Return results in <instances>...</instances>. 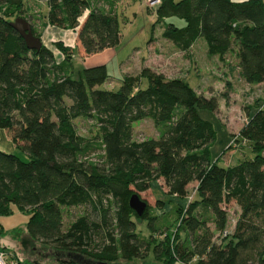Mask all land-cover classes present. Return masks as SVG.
Returning a JSON list of instances; mask_svg holds the SVG:
<instances>
[{"label": "trees", "instance_id": "obj_1", "mask_svg": "<svg viewBox=\"0 0 264 264\" xmlns=\"http://www.w3.org/2000/svg\"><path fill=\"white\" fill-rule=\"evenodd\" d=\"M115 5L104 11L92 8V0H46L48 10L38 21L45 20L42 28L79 27L77 43L90 56L120 43ZM148 8L155 24L170 18L185 22L181 28L167 23L162 33L176 49L187 52L203 39L210 57L223 61L234 55L247 85L264 84L262 0H160ZM29 11L28 0H0V130L28 158L24 162L0 151V217L11 214V206L29 214L27 238L21 228L9 234L36 259L22 260L14 252L7 257L15 264H84L76 256L116 264L143 258L152 249L167 264H264V103L255 104L252 113L248 107L247 122L231 135L228 148L247 143L254 158L220 167L211 159L216 132L199 114L200 109L216 112L215 98L150 68L125 75L116 92L101 90L106 66L74 71L72 51L62 43L53 44L60 61L44 45L27 49L10 23L23 18L31 24ZM144 78L148 86L141 89ZM78 119L95 122L97 137L79 136ZM142 121L153 123L157 138L134 139L133 125ZM160 180L167 195L185 204L171 203L164 211L157 200L161 214L153 215L147 206L139 217L130 198ZM231 202L240 215L228 237L224 206ZM72 207L85 208L86 214L64 230L62 211ZM135 219L147 221L148 237L136 231ZM9 234L0 225V242ZM0 251L8 250L0 244Z\"/></svg>", "mask_w": 264, "mask_h": 264}, {"label": "rangeland", "instance_id": "obj_2", "mask_svg": "<svg viewBox=\"0 0 264 264\" xmlns=\"http://www.w3.org/2000/svg\"><path fill=\"white\" fill-rule=\"evenodd\" d=\"M180 1V0H176ZM146 5V4H145ZM30 7L29 13L32 15L29 19L34 24L36 30L41 31V23L38 21V15H43L41 9L44 7L39 0H28ZM36 16V17H35ZM119 29L121 32L120 43L113 50L104 54H95L86 61V65H82L84 60L79 58L78 53L74 54L71 61L74 71L94 66L104 65L108 72V80L100 86L101 90L116 92L119 90L125 75L138 76L145 66L158 74H162L167 79L179 78L183 79L188 85L196 91L197 94L206 98H215L218 102V110L211 112L209 110H199L200 117L209 121L216 132L217 138L211 148V159L220 167H232L241 162L252 160L254 153L251 147L246 143L241 145L234 143L233 148L228 151L232 144L231 135L239 134V131L247 122V114L249 108L255 109L264 103V86L250 87L238 77L237 60L234 55L228 54L223 61L218 58H212L207 54V47L203 39L198 42L193 50L182 52L165 41L156 40L148 47L147 44L152 34L158 35L160 27L155 24V17L148 13L139 0L131 1L129 5H119L116 10ZM42 19V18H40ZM43 20V19H42ZM175 20L176 27H183V23ZM180 22V23H179ZM154 25L156 27H154ZM155 29V30H154ZM135 49L141 53L134 54ZM130 60V61H129ZM129 61V62H128ZM128 62V63H127ZM101 63V64H97ZM124 63L126 65L122 66ZM128 73V74H127ZM148 86V80L142 79L140 86L145 89ZM249 107V108H248ZM264 108V105H263ZM76 132L79 136L86 140H93L97 137L98 127L93 121L86 119H78L74 122ZM133 136L135 140L148 138H157L158 130L151 121L137 122L133 125ZM0 151L15 154L21 161L27 162V156L20 150L16 149L7 139L5 132L0 130ZM151 189L139 194L153 212V215L161 214V210L157 209V200L163 201L164 211H169L171 203L181 202L185 204V200L174 199L167 195L164 191L162 181L153 182ZM195 185L189 187V191H193ZM227 211L228 223L226 236L233 234L237 220L240 215V209L234 202L224 206ZM12 213L8 216L0 217V225L6 234L11 233L15 228H22L29 220V214L19 212L15 206H11ZM63 226L64 230L75 221L80 215L86 214V209L81 207H72L63 209ZM136 223V231L145 237L150 232L147 221L134 220ZM213 229V226L210 225ZM215 242L219 233H215ZM10 236V235H9ZM159 238L160 235L158 234ZM219 242V240L217 241ZM34 249L38 245H32ZM20 252L22 260H34L36 257L29 251L15 246ZM14 248V249H15ZM8 252L6 253L7 256ZM10 259V258H9ZM12 260V259H10ZM46 263H50L46 260ZM116 264H167L165 260L156 259L153 250L143 258L134 259L131 262L119 261ZM172 264H182L174 262ZM189 264H195L191 262Z\"/></svg>", "mask_w": 264, "mask_h": 264}, {"label": "crops", "instance_id": "obj_3", "mask_svg": "<svg viewBox=\"0 0 264 264\" xmlns=\"http://www.w3.org/2000/svg\"><path fill=\"white\" fill-rule=\"evenodd\" d=\"M39 1H41L43 3V6L44 7L41 9V12L43 14H45L47 12V10H48V8L46 6V0H39ZM131 1H136V0H92V8L95 7V8L103 9L104 11H109L112 8L111 7L112 4L115 3L116 5L114 7V13L116 15V10H117V8H118L119 5L126 6V5H129V3ZM139 1L141 2L142 6L145 7V9L148 11V13L152 14L155 17V19H156L154 10L153 9H149L145 5L144 0H139ZM230 1H232L234 3H240V2H244V1H248V0H230ZM262 1L264 2V0H262ZM90 10H91V8H90ZM90 10H86L83 13V15L79 18V20H78L79 25H81L84 22V20L86 19L87 15L90 12ZM173 19H177V18L165 19L164 21H161V22L157 23L156 26H159L161 29H160L158 35H155L154 36V34H152V36H151V38H150V40H149V42L147 44V52H148L149 45H151V43H153L156 40L165 41V42L169 43L170 45H172L174 47V45L171 42L162 39V33H163L164 28H165V25L167 23H170V24H173L174 26H176L175 20H173ZM177 20L183 23V27L185 26V22L184 21H182L180 19H177ZM39 22L41 24H43L45 22V20L43 19V20H40ZM156 26H154V27H156ZM78 28H76L74 30H71V29L65 30V29H60V28L53 27V26H50V25H46V27H43L42 30L40 31L41 32V41H42V43H43L44 46H46L47 48L51 49L54 52L57 61L62 60L63 57L61 56V54L57 50H55V48L53 47V44H55V43H62L64 47L69 48L72 51V60L74 58V54L76 52L78 53L79 58H81V59L84 60V62L82 64L84 66V65H86V61L89 58H92L95 54L94 55H90V56H86V55H84L83 50L79 48V45L77 43V31H78ZM179 28H181V27H179ZM201 40L202 39H199L198 41H196L194 43V45L191 47L190 50H193L194 49V46L198 42H201ZM114 49L115 48L103 50L102 52L98 53V55L99 54L102 55V54H104L106 52L113 51ZM139 53H141V52L138 49H135L134 54H139ZM230 55H231V53H230ZM214 58H217V57H214ZM127 63H124L122 66L126 65ZM97 64H101V63H97ZM145 68H150V66H145ZM237 71H238V77H239V79L241 81H243L240 78V76H239V69H238V67H237ZM248 86H250V87H263L264 84H260V85H256V86H252V85H248ZM18 228L19 227L15 228V229H18ZM21 230H23L22 238L23 239L27 238V234L25 233V227H22ZM9 235H7L5 238H3L1 240V242H0V244L3 247L7 248V250H8L7 252L8 253L9 252H11V253L14 252L15 255L18 258L21 259V257L19 256L20 255V252H18V250L15 248V246L18 249H19V247H21V249H22V246H21L19 240L16 238V235H11V234H9ZM18 253H19V255H18Z\"/></svg>", "mask_w": 264, "mask_h": 264}, {"label": "water", "instance_id": "obj_4", "mask_svg": "<svg viewBox=\"0 0 264 264\" xmlns=\"http://www.w3.org/2000/svg\"><path fill=\"white\" fill-rule=\"evenodd\" d=\"M10 26L21 36L24 40L27 49L39 51L43 45L40 38L36 37L33 34L31 24L23 19L16 18L13 22L10 23ZM130 208L135 211V213L141 217L144 211L147 208V204L140 199L138 195H133L129 201ZM79 262H83L84 264H106V263H92L86 261L81 257H75Z\"/></svg>", "mask_w": 264, "mask_h": 264}, {"label": "built area", "instance_id": "obj_5", "mask_svg": "<svg viewBox=\"0 0 264 264\" xmlns=\"http://www.w3.org/2000/svg\"><path fill=\"white\" fill-rule=\"evenodd\" d=\"M147 7L154 8L157 7L160 3V0H144ZM0 264H15L13 260H10L6 253L0 251Z\"/></svg>", "mask_w": 264, "mask_h": 264}]
</instances>
